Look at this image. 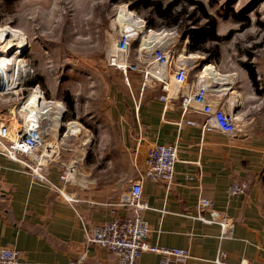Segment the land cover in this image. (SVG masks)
<instances>
[{
	"label": "crops",
	"instance_id": "0c3cea01",
	"mask_svg": "<svg viewBox=\"0 0 264 264\" xmlns=\"http://www.w3.org/2000/svg\"><path fill=\"white\" fill-rule=\"evenodd\" d=\"M184 59L178 56V62ZM249 68H245L248 76L241 78L236 72L218 73L230 77V82L208 81L210 89L199 92L202 108L190 112H184L174 81L167 101L162 99V84L140 82L133 92L118 94L123 101L121 114L116 136L101 139L103 160L91 153L85 160V150L69 156L64 152L67 147L46 142L55 152L47 171L49 182L36 179L23 164L0 158L5 167L0 184L6 192L3 198L0 190V246H13L25 260L38 264H116L114 254L87 242V230L116 217L132 216V209L117 204L145 169L150 148L165 144L178 147L175 183L168 187L144 182L143 199L149 208L143 217L151 227L150 244L186 250L189 258L176 263L146 252L140 264H264V92L258 82L264 72L251 68L255 83ZM220 84L224 87L213 88ZM194 85L190 83V89L200 91ZM207 106L236 112L238 131L227 134L208 122ZM81 143L85 146L87 140ZM72 166L75 179L65 190L78 201L69 204L53 186L62 185L60 175ZM242 183L247 184L245 192L232 195L231 187ZM201 198L214 203L213 209L203 213L212 222L203 221L197 211ZM222 221L234 224L227 235Z\"/></svg>",
	"mask_w": 264,
	"mask_h": 264
},
{
	"label": "rangeland",
	"instance_id": "374dc122",
	"mask_svg": "<svg viewBox=\"0 0 264 264\" xmlns=\"http://www.w3.org/2000/svg\"><path fill=\"white\" fill-rule=\"evenodd\" d=\"M161 1L167 5L173 0ZM197 1L215 18L217 36H226L234 30L230 41L209 40V23L190 6L186 14L195 11L198 23L184 15L179 26H169L152 10L145 9L143 0H0V32L2 29L11 30V34L16 32L6 38L0 36V46L10 39L24 42V50H17L21 53L16 51L9 56L16 58L19 76L0 87V110L4 111L0 112V123L22 124L24 102L34 92H42L49 110L43 119L39 116L35 119L45 129V143L62 144L68 148L64 152L69 156L85 150V160L91 153L100 161L104 150L101 139L116 136V120L121 114L118 110L123 104L118 94L133 92L137 84L145 81L160 86L159 77L146 76L145 72L160 69L164 72L172 54L177 61L186 49L189 82L196 84L195 89L197 75L204 65L212 64L220 74L236 72L240 78L242 74L246 76L247 66L264 72V0ZM183 6L181 3L176 13ZM127 9L138 21V29L124 30L118 20L119 13ZM203 28L204 39L196 38ZM126 32L131 36L127 37ZM150 32L158 35L156 42L143 49L142 39ZM161 38L162 44H156ZM117 45L126 48L129 65L141 72L131 71L125 76L117 66ZM34 82L38 84L33 85ZM258 82L264 92V75L259 74ZM220 87L224 86L213 88ZM58 104L63 106L60 121L56 118L60 112ZM71 123L79 128L74 135L67 133ZM86 140L87 145L82 146L81 142Z\"/></svg>",
	"mask_w": 264,
	"mask_h": 264
},
{
	"label": "built area",
	"instance_id": "2783aa9c",
	"mask_svg": "<svg viewBox=\"0 0 264 264\" xmlns=\"http://www.w3.org/2000/svg\"><path fill=\"white\" fill-rule=\"evenodd\" d=\"M169 66H166V80L160 78L157 80L162 84L165 95L162 99L167 101L171 92V83L167 82L169 78L175 82L176 94L181 98L184 112L200 110L204 104V99L199 92H203L201 87L199 92H193L190 89L189 67L181 64L172 56L168 59ZM122 69L126 77L128 72H141L137 67L128 65L125 67L117 65ZM146 76H149L145 72ZM148 79V78H147ZM146 83V81H145ZM5 90H11L5 87ZM199 90V89H198ZM197 91V90H196ZM205 111L210 114L208 122L216 126L220 131L227 134H234L238 131L237 113L231 109L222 106H207ZM195 124V122H190ZM44 130L42 123L37 119H30L11 126L7 123H0V158L23 164L26 169L32 170L33 176L42 181L49 182L47 171L50 164L54 161L55 152L52 146L48 147L44 141ZM179 162V151L177 145L156 144L153 145L146 159V167L139 172V177L133 180L127 192L120 198L117 206L132 209V216L119 218L102 222L91 226L87 230V242L101 246L114 254L117 258L116 264H140L142 255L146 252L159 253L167 257L168 261L184 263L189 254L186 250L177 248H159L150 244L151 227L143 217V212L149 208L143 199V184L146 180L155 183H164L168 187L173 186L176 177V166ZM5 170L0 162V175ZM75 168L69 167L60 175L61 186L54 185L55 190L69 204L78 200L66 192L65 185L70 184L75 179ZM247 184H234L230 191L232 195L245 192ZM214 203L211 199L201 198L197 205V211L203 221L209 223L213 220H205L203 213L206 210L213 209ZM114 213V210H113ZM215 219V218H213ZM223 234H229V230L234 228L233 222H220ZM0 264H38L32 263L23 258L21 252L10 245L0 246Z\"/></svg>",
	"mask_w": 264,
	"mask_h": 264
},
{
	"label": "bare ground",
	"instance_id": "6f19581e",
	"mask_svg": "<svg viewBox=\"0 0 264 264\" xmlns=\"http://www.w3.org/2000/svg\"><path fill=\"white\" fill-rule=\"evenodd\" d=\"M133 17H134L133 13L131 11H129L128 9L126 11H121L119 13V19L118 20H120V22L123 24L124 30L127 29L129 31H132V30H135V28L136 29L139 28L138 21L133 19ZM14 32L15 31H13V33ZM129 33L130 32H126L127 37L131 36V35H129ZM14 34H11V30H8V29H2L0 32L1 38H4V37L6 38V36L8 37L9 35H14ZM157 36L158 35H156L154 32H150V34L148 36H146L142 39L141 47L143 49L149 48V46L152 43L156 42ZM14 40H11V39L5 40L4 42H6V43L2 44V46H0V87L2 85H5L4 84L5 82L11 83L10 81H11V79L14 78V76H16V77L19 76V68H18L17 60H16V58H13V57L9 59V56H12L13 53H15L17 50H24V46H23L24 42H22L20 44L19 43L20 40H15V41H17L16 43L14 42ZM162 40H163V38L160 39L161 42H159V43L157 42L156 44L162 43L163 42ZM152 45H151V47H152ZM183 51H184V49H183ZM18 53H21V51L20 52L17 51V54ZM117 53H118L117 56L119 59V61H118L119 64L126 67L128 65L126 48L124 46L117 45ZM3 55L6 57L5 59H2V58H4ZM114 55H116V54H114ZM1 56H2V58H1ZM180 56H181V58L186 59V57H185L186 56V49H185V52L180 53ZM188 59H189V57H188ZM184 60H182L179 63L186 64V62ZM202 72H203V75H202L203 78L201 76V77L197 78V81L199 82V85L201 86V88H203L204 90L210 89L209 86H211V85H207L208 83L205 84L206 79H207L206 82H208V80L211 82H215L217 80L219 81V79L221 80V78H222L221 76H219L216 69L211 65L206 66ZM166 74L167 73L165 71L163 72L162 69H160V71H158V72L153 71V70L148 72V75L159 77L162 80L165 79L164 75L166 76ZM227 79H228V77L222 78L223 82L227 81ZM216 83H218V82H216ZM48 108H49V103L45 100L42 92H34L24 102V105L21 109V112L24 113L25 121L27 122L30 119H32V120L35 119V116H39L42 118L48 112V110H49ZM231 111L233 112L232 109H231ZM49 114H50V112H49ZM78 131H79V128H78L77 124L71 123L67 133H68V135L69 134L73 135V134L77 133ZM68 135H66V136H68Z\"/></svg>",
	"mask_w": 264,
	"mask_h": 264
},
{
	"label": "trees",
	"instance_id": "16d2710c",
	"mask_svg": "<svg viewBox=\"0 0 264 264\" xmlns=\"http://www.w3.org/2000/svg\"><path fill=\"white\" fill-rule=\"evenodd\" d=\"M181 3H184L185 6H183L182 9H180L176 13V9H179ZM143 6L145 9L152 10L154 14L160 18L161 20L165 21L167 25L169 26H179L180 20L184 15H187L186 17L190 18V21L193 20V22L198 23V20L195 19V11L188 14L187 9L188 7L195 8L200 15V18H204L209 24L210 28V34L207 36L209 40L213 42H226L230 41L231 38L234 35V30H231L226 36L220 37L215 34L216 29V20L215 18L208 13L203 3L197 0H173L172 2H169L167 5H164L161 0H143ZM176 13V14H175ZM204 29V30H203ZM201 32H199L196 36V38H202L204 39L205 28H203ZM205 51L204 48H198V50ZM250 69V75L252 76V80L256 83V77L254 76V72H252ZM38 83H33V85H36Z\"/></svg>",
	"mask_w": 264,
	"mask_h": 264
},
{
	"label": "water",
	"instance_id": "95a60500",
	"mask_svg": "<svg viewBox=\"0 0 264 264\" xmlns=\"http://www.w3.org/2000/svg\"><path fill=\"white\" fill-rule=\"evenodd\" d=\"M0 190H1V192L3 191L1 195H2L3 198H5V197H6V192L4 193V189L2 188V185H1V184H0ZM83 254H84V253H83ZM83 254L79 255L80 257L78 256L79 259L82 258V255H83ZM76 259H77V258H76Z\"/></svg>",
	"mask_w": 264,
	"mask_h": 264
}]
</instances>
